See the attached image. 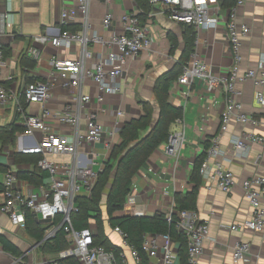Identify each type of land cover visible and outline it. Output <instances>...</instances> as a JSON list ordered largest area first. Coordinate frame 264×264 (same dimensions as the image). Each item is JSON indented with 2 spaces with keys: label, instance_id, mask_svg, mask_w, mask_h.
Returning <instances> with one entry per match:
<instances>
[{
  "label": "crops",
  "instance_id": "0c3cea01",
  "mask_svg": "<svg viewBox=\"0 0 264 264\" xmlns=\"http://www.w3.org/2000/svg\"><path fill=\"white\" fill-rule=\"evenodd\" d=\"M239 0H235L238 2ZM237 6L236 21L239 26L244 25L249 33L241 39L240 54L242 70L256 66L260 56L264 54V0H241ZM77 5V0H0V14H4L10 24L6 35L0 38V46L8 52V56L0 63V85L14 98L6 103L0 102V131L13 125L22 129L16 133L14 142L10 145L0 143V167L6 171L0 172V183L7 171L16 174L20 170L31 171V160L15 162V156H20L19 148L26 142L21 134L25 131L24 117L40 115L44 110L58 112L67 105H72V98L77 91L73 88H63L60 80L52 74L51 59L69 58L77 52V46L71 49H56L49 43L39 47L40 56L32 70L26 71L31 77L41 81H53L52 99L44 105H27L24 113L18 111V97L25 87V80L19 65L21 54L33 46L32 38L46 32L55 33L60 28V15L63 9ZM219 5V3H218ZM133 4L125 0H90L89 25L91 30L97 31L105 40L113 33L120 34L123 29L121 16L132 10ZM230 8L217 11L218 24L215 28L202 29L196 33L195 50L200 58L218 75H226L232 64V52L227 37V12ZM110 10L113 15L112 26L104 30L102 19ZM81 25L78 17L71 25ZM146 25L151 32L154 42L150 51L127 60L124 66V75L119 80L121 91L116 95H104L101 102L96 86L89 80L84 81L81 92L89 95L92 101L86 105L81 114V128H84L86 113L96 115L98 122L105 128L100 142L87 145L79 150L81 160L88 162L95 172L103 169L108 160L111 149L120 143L119 130L124 123L138 118L142 114L140 102L149 103L154 109V118L157 116V105L154 100L153 86L156 78L168 71L179 59L183 50L184 27L168 18L156 7L150 13ZM170 36L177 42L173 54L170 53ZM95 58L104 51L100 45L90 47ZM94 58V60H96ZM258 90L251 82L238 83L237 99L242 104L243 112L258 121L257 126L239 125L235 121L229 124L227 132L220 135V113L225 106V95L221 92H207L201 83L194 81L189 88L172 83L170 102L174 106L183 108L181 121L171 127V135L184 130V141L178 156H171L166 152V143L150 156L144 168L133 178L131 192L142 199V204L132 208L125 215L151 216L162 213L166 216L173 210V197L176 193H187L191 186L188 184V174L194 157L203 151L204 142L212 136L219 137V143L226 152L224 157L218 158L226 169L235 177L236 184L232 191L225 194L206 180L198 190L196 214L200 220L208 222L209 238L204 243L203 253L198 264H264V230L262 232H232L229 226L251 218L253 211L244 197L241 182L255 176H264V143L247 144L244 150L234 151L231 144L233 136L253 133L264 136V106L256 104L254 93ZM264 94V88H260ZM189 92L187 95L186 93ZM17 100V101H16ZM50 131L73 139V131L60 126L53 120L47 122ZM42 133L34 131L32 142H40ZM58 163H72L69 157L58 156ZM44 182L35 186L28 181L18 178L17 187L40 193ZM2 195L0 194V203ZM105 196L102 197L103 206ZM105 234L116 246L121 245V238L114 233L106 220ZM93 236L95 227L91 225ZM94 229V230H93ZM0 235L4 236L20 252L18 264H45L56 254H42L36 243L24 228L14 225L0 211ZM117 240V241H113ZM239 242L250 245V251L245 260L234 262L232 253L234 246ZM14 257L4 252L0 264H12ZM126 264H135L127 258ZM147 264H161V256L148 258ZM175 264H179L177 260Z\"/></svg>",
  "mask_w": 264,
  "mask_h": 264
},
{
  "label": "built area",
  "instance_id": "2783aa9c",
  "mask_svg": "<svg viewBox=\"0 0 264 264\" xmlns=\"http://www.w3.org/2000/svg\"><path fill=\"white\" fill-rule=\"evenodd\" d=\"M111 2L113 0H106ZM133 4L132 10L126 11L121 16L123 31L113 33L105 40L97 31L91 30L89 25L90 0H77V5L65 8L60 15V28L43 35L32 38L33 46L27 50L29 56L37 60L40 56L39 47L49 43L56 49H71L77 46L78 50L69 58L51 59L53 76L61 82L63 88H73L77 91L72 98V105L65 106L58 112L44 110L42 114L27 115L24 117L25 131L21 134L26 142L19 148V153L24 155H38V167L48 174L40 193L17 187L18 177L12 171L4 174L0 183L2 201L0 211L14 225L25 229L26 212L32 214L34 219L44 225H49L44 233L43 241L53 238L62 231L70 246L61 251L45 264H59V260L66 257H75L79 264H114L115 257L102 246L93 244L91 229L74 230L71 224V214L76 211L75 198L79 195H90L97 172L88 162L81 160L79 150L92 143L100 142L105 128L98 122L93 113H86L84 128H81V114L85 107L92 101L91 96L84 95L81 88L84 81H91L98 90L97 101L101 102L104 95H116L121 88L119 80L124 75V66L130 58L150 51L154 38L147 25L142 26L137 14L135 0H125ZM153 8L161 7V12L178 24L193 26L196 33L202 29L215 28L218 24V0H149ZM239 0L227 12V37L232 52L233 64L226 75H218L213 68L206 64L196 52L191 54L188 62L183 67L181 75L175 84L189 88L194 81H198L210 93L221 92L225 95V106L220 113V135L227 132L229 124L235 121L239 125L257 126L258 121L243 112L242 104L237 99L236 85L251 82L258 90L254 93L256 104L264 106V54L260 56L255 67L242 70V57L240 54L241 39L246 37L249 30L246 26H239L236 21ZM80 17L81 28L76 32L63 31V26L73 24ZM113 15L110 10L105 13L101 26L109 30L112 26ZM10 24L5 15L0 14V38L6 35ZM100 45L104 51L95 58L91 46ZM94 58L96 60H94ZM3 62V52L0 46V63ZM53 81H36L25 85L21 94L27 105H44L52 99ZM187 95L189 92L186 93ZM14 98L0 85V102L6 103ZM17 101V100H16ZM18 103V101H17ZM18 111L24 113L18 103ZM53 120L60 126H65L73 131V139L50 131L47 122ZM181 120H178V122ZM34 131L42 133L40 142H32ZM214 136L210 147L205 150V159L201 164L200 174L219 191L227 194L236 184L234 174L226 169L218 158L224 157L226 152L219 143V137ZM166 143L171 144L167 154L178 156L184 141V130L171 135ZM263 144L264 136L245 133L239 137L233 136L231 144L234 151L244 150L247 144ZM58 156L69 157L72 163H58ZM244 197L251 207V218L242 220L229 226L232 232H262L264 230V176H255L241 182ZM142 199L136 193L130 192L125 201V212L142 204ZM173 210L166 216L171 222ZM175 226L186 236L188 264H198L203 253V247L209 238L208 222L202 221L196 212H180L176 215ZM121 238V251L119 258L126 264L127 258L134 260L135 264H142L139 252L129 246L126 235L119 229H113ZM141 251L147 258L161 256V264H175L178 260L177 247L167 235L145 236ZM250 251V245L239 242L234 246L232 259L234 262L243 261ZM4 254L0 246V258ZM179 261V260H178ZM17 258L12 264H18Z\"/></svg>",
  "mask_w": 264,
  "mask_h": 264
},
{
  "label": "trees",
  "instance_id": "16d2710c",
  "mask_svg": "<svg viewBox=\"0 0 264 264\" xmlns=\"http://www.w3.org/2000/svg\"><path fill=\"white\" fill-rule=\"evenodd\" d=\"M222 8H231L235 5V0H218ZM135 6L138 11V18L142 26L146 25L147 19L154 9L149 0H135ZM184 27L183 50L177 62L168 71L159 75L153 86L154 100L157 105V116L154 118V109L147 102H140L142 114L135 119L123 124L119 130L120 143L115 145L104 163L103 169L98 172L96 181L91 188L90 195H79L75 198L76 211L71 214V224L74 230L80 231L90 229L93 224L95 235L93 244L102 246L105 250L114 254V264H125L120 258V246L114 245L105 234V221L111 229L119 228L126 235V242L139 252L142 264H147L148 258L141 251L145 236L167 235L175 242L179 264H188L187 242L183 232L175 226L177 213L196 212L197 195L203 178L200 174L201 164L205 159V150L210 147V141L215 136L204 142L203 151L194 157L191 170L188 174V184L191 186L189 192L176 193L173 197V211L171 222H168L166 215L155 213L151 216H133L123 214L125 201L131 192L134 176L144 168L150 156L162 144L168 142L171 136L172 125L183 117V108L174 106L170 102L171 85L181 75L183 67L188 62L191 54L195 51L196 31L193 26L181 24ZM81 26L68 25L63 26V31L76 32ZM171 49L173 54L177 42L173 36H170ZM3 58L8 56V52L3 49ZM36 61L28 55L27 51L21 54L19 65L24 72L22 76L25 85L41 81L28 75L29 70L35 67ZM18 103L24 110L27 104L22 96L18 97ZM21 127H10L0 131V143L10 145ZM21 154V153H20ZM38 155L15 156V162L20 163L26 159L31 160L33 169L31 171L20 170L17 172L19 179L30 182L35 186L41 185L47 179L48 174L38 167L40 160ZM6 171L0 167V172ZM105 196V202L102 206V197ZM49 225L37 222L32 214L26 212L25 231L38 243L39 251L42 254H57L67 250L69 242L62 231L58 232L53 238L43 241L44 233ZM0 246L3 251L14 258H18L20 252L4 236L0 235ZM59 264H79L75 257H66L60 259Z\"/></svg>",
  "mask_w": 264,
  "mask_h": 264
},
{
  "label": "water",
  "instance_id": "95a60500",
  "mask_svg": "<svg viewBox=\"0 0 264 264\" xmlns=\"http://www.w3.org/2000/svg\"><path fill=\"white\" fill-rule=\"evenodd\" d=\"M170 138L173 139L174 137L173 136H170ZM171 147H172L171 144H168L167 145V150L171 149Z\"/></svg>",
  "mask_w": 264,
  "mask_h": 264
},
{
  "label": "rangeland",
  "instance_id": "374dc122",
  "mask_svg": "<svg viewBox=\"0 0 264 264\" xmlns=\"http://www.w3.org/2000/svg\"><path fill=\"white\" fill-rule=\"evenodd\" d=\"M94 230V229H93ZM113 241H117V240H114V239H112Z\"/></svg>",
  "mask_w": 264,
  "mask_h": 264
}]
</instances>
